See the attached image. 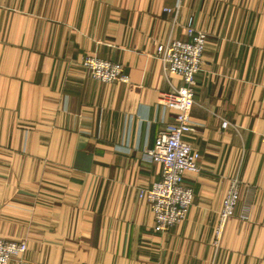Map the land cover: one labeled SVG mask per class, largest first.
<instances>
[{"label": "crops", "instance_id": "obj_1", "mask_svg": "<svg viewBox=\"0 0 264 264\" xmlns=\"http://www.w3.org/2000/svg\"><path fill=\"white\" fill-rule=\"evenodd\" d=\"M191 17L207 32L184 135L200 170L187 218L160 231L144 150L173 121L160 93L182 82L156 44ZM87 54L129 82L91 78ZM263 133L264 0H0V236L27 244L8 264H264Z\"/></svg>", "mask_w": 264, "mask_h": 264}, {"label": "built area", "instance_id": "obj_2", "mask_svg": "<svg viewBox=\"0 0 264 264\" xmlns=\"http://www.w3.org/2000/svg\"><path fill=\"white\" fill-rule=\"evenodd\" d=\"M184 28L185 38H169L156 44L155 56L161 61L165 72L179 76L182 82L180 86L160 93L157 106L172 113L173 121L164 122L158 130L155 145L144 150L149 160L161 165L160 178L140 193L153 212L155 228L160 231L187 218L194 200V189L185 178L188 173L200 170L201 153L184 139V135L193 130L190 110L195 103L197 74L204 62L207 32L197 28L192 17ZM82 65L93 79L102 82H129V76L121 62L87 54ZM228 124V121H223V128ZM262 138L264 140V133ZM240 197V185L237 180H233L220 210V223L216 229L218 238L227 219L235 214ZM26 250L24 240L0 236V264H8L14 256L23 254Z\"/></svg>", "mask_w": 264, "mask_h": 264}]
</instances>
